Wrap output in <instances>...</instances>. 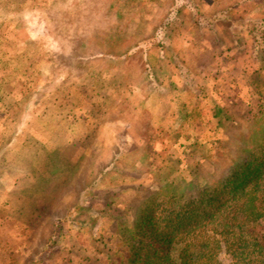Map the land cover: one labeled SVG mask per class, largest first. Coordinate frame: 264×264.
<instances>
[{
  "label": "rangeland",
  "instance_id": "374dc122",
  "mask_svg": "<svg viewBox=\"0 0 264 264\" xmlns=\"http://www.w3.org/2000/svg\"><path fill=\"white\" fill-rule=\"evenodd\" d=\"M263 140L264 0H0V264H121Z\"/></svg>",
  "mask_w": 264,
  "mask_h": 264
},
{
  "label": "trees",
  "instance_id": "16d2710c",
  "mask_svg": "<svg viewBox=\"0 0 264 264\" xmlns=\"http://www.w3.org/2000/svg\"><path fill=\"white\" fill-rule=\"evenodd\" d=\"M262 142V153L243 148L254 153L231 159V172L195 194H150L153 205L117 249L127 253L121 264H264Z\"/></svg>",
  "mask_w": 264,
  "mask_h": 264
}]
</instances>
